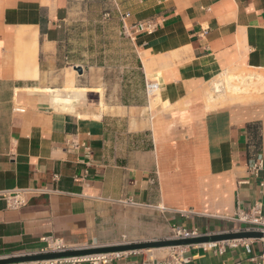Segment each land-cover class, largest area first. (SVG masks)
Wrapping results in <instances>:
<instances>
[{
	"label": "crops",
	"instance_id": "crops-1",
	"mask_svg": "<svg viewBox=\"0 0 264 264\" xmlns=\"http://www.w3.org/2000/svg\"><path fill=\"white\" fill-rule=\"evenodd\" d=\"M114 2L144 78L160 82L155 107L72 73L71 0H0V257L52 239L77 249L171 239L176 227L237 232L249 227L240 212H264V169L249 173L264 158V100L232 102L220 80L264 75V0ZM147 21L153 32H136ZM68 86L87 90L72 111L54 91ZM18 189L30 191L15 208L1 194ZM144 251L102 264H143ZM185 264H264V239L224 253L190 245Z\"/></svg>",
	"mask_w": 264,
	"mask_h": 264
},
{
	"label": "rangeland",
	"instance_id": "rangeland-1",
	"mask_svg": "<svg viewBox=\"0 0 264 264\" xmlns=\"http://www.w3.org/2000/svg\"><path fill=\"white\" fill-rule=\"evenodd\" d=\"M68 24L71 30L67 45L69 60L82 66L85 74L99 85L107 83L112 90H121L124 104L146 105L150 99L146 94V79L114 0H71ZM255 72L240 70L220 78L225 81L226 94L234 97L232 102L247 105L264 100V75L257 76ZM72 73L82 75L75 69ZM234 75L239 76L230 80ZM156 94L150 100L152 107L160 102L159 91ZM144 252L148 259H162L169 254V249L155 248Z\"/></svg>",
	"mask_w": 264,
	"mask_h": 264
},
{
	"label": "built area",
	"instance_id": "built-area-1",
	"mask_svg": "<svg viewBox=\"0 0 264 264\" xmlns=\"http://www.w3.org/2000/svg\"><path fill=\"white\" fill-rule=\"evenodd\" d=\"M127 16V15H125ZM123 21V20H122ZM134 29L136 32H153L155 29V25L151 21H147L145 23H137L134 25ZM146 94L148 98H151L156 94V92L160 88V83L156 80H147L145 83ZM264 169V158L260 155H256L251 159L249 163V173L253 177H259L260 172ZM262 185H264L262 183ZM28 189H18L12 192H6L5 194H1L3 197H6L8 202L11 203L12 207L19 208L26 204V195L29 193ZM238 219L241 222L247 223L249 227L246 230H258L264 231V212L262 210L261 204L257 203L251 209L249 213L240 212L238 215ZM202 236L196 231H191L186 228L176 227L173 230V234L171 239H188ZM242 240H230L224 242H216V243H203V247L206 249H216L219 253L226 252L227 248H233L238 245ZM187 246H176L172 247L171 252L162 259H153L150 258L143 262V264H185L186 263V248ZM67 249H71L66 246L63 242L57 239H52L48 241V248L42 250L41 252H52V251H64ZM126 252L120 253H107L100 255H93L88 257H71L66 259H55V260H46V261H34L29 263H15V264H77L81 261H88L93 264H102L107 263L113 257H119ZM8 257V256H7Z\"/></svg>",
	"mask_w": 264,
	"mask_h": 264
},
{
	"label": "water",
	"instance_id": "water-1",
	"mask_svg": "<svg viewBox=\"0 0 264 264\" xmlns=\"http://www.w3.org/2000/svg\"><path fill=\"white\" fill-rule=\"evenodd\" d=\"M80 74L84 70L82 66H74ZM245 239H264V231L258 230H242L237 232L214 233L188 239H163L146 242H129L114 245H100L94 247L67 249L64 251L38 252L21 255H12L8 257H0V264H15L29 263L34 261H46L55 259H66L71 257H88L93 255L120 253V252H136L140 250L187 246L203 243H216L230 240H245Z\"/></svg>",
	"mask_w": 264,
	"mask_h": 264
},
{
	"label": "bare ground",
	"instance_id": "bare-ground-1",
	"mask_svg": "<svg viewBox=\"0 0 264 264\" xmlns=\"http://www.w3.org/2000/svg\"><path fill=\"white\" fill-rule=\"evenodd\" d=\"M21 37L23 38L24 36H21ZM31 44H32V41H31ZM34 53H35V47H34L32 54L34 55ZM48 91H52V90H48ZM54 91H56L55 96H56L57 102H59L58 106L63 108L64 110L72 111L75 109V106L79 103L80 99L82 98V96H80L79 94L84 93L87 90L78 89L73 86H68L65 89L54 90ZM161 249L162 248H160V250Z\"/></svg>",
	"mask_w": 264,
	"mask_h": 264
}]
</instances>
